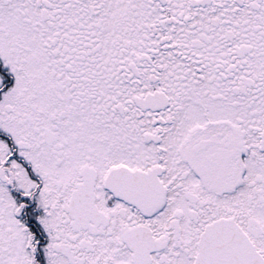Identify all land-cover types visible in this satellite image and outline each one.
I'll return each instance as SVG.
<instances>
[{
  "label": "snow or ice",
  "instance_id": "obj_1",
  "mask_svg": "<svg viewBox=\"0 0 264 264\" xmlns=\"http://www.w3.org/2000/svg\"><path fill=\"white\" fill-rule=\"evenodd\" d=\"M0 264H264V0H0Z\"/></svg>",
  "mask_w": 264,
  "mask_h": 264
}]
</instances>
